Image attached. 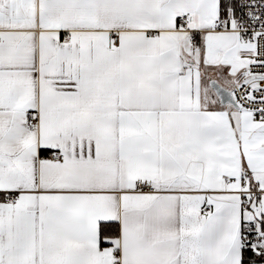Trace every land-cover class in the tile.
I'll use <instances>...</instances> for the list:
<instances>
[{
  "label": "snow or ice",
  "instance_id": "1",
  "mask_svg": "<svg viewBox=\"0 0 264 264\" xmlns=\"http://www.w3.org/2000/svg\"><path fill=\"white\" fill-rule=\"evenodd\" d=\"M0 264H264V0H0Z\"/></svg>",
  "mask_w": 264,
  "mask_h": 264
}]
</instances>
